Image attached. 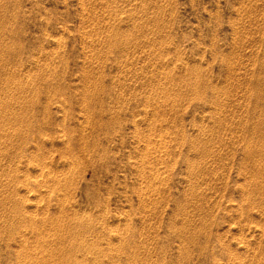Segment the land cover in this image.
Here are the masks:
<instances>
[{"label": "rangeland", "instance_id": "374dc122", "mask_svg": "<svg viewBox=\"0 0 264 264\" xmlns=\"http://www.w3.org/2000/svg\"><path fill=\"white\" fill-rule=\"evenodd\" d=\"M77 259L264 264V0H0V264Z\"/></svg>", "mask_w": 264, "mask_h": 264}, {"label": "bare ground", "instance_id": "6f19581e", "mask_svg": "<svg viewBox=\"0 0 264 264\" xmlns=\"http://www.w3.org/2000/svg\"><path fill=\"white\" fill-rule=\"evenodd\" d=\"M3 105H5V104H3ZM71 181V180H70ZM64 183V182H63ZM59 201H61V200H59ZM62 203H63V200H62ZM61 205V204H60ZM39 232V231H38ZM39 236V235H38ZM68 241V240H67ZM66 242V241H65ZM69 245V244H68ZM67 246V245H66ZM83 246H86V245H83ZM94 249H95V247H93ZM92 248V249H93ZM100 248V247H99ZM68 250V249H67ZM84 250V249H83ZM58 252V251H57ZM64 252V251H63ZM83 252H85V251H83ZM88 252V251H87ZM59 253H62V252H60L59 251ZM58 254V253H57ZM83 254V253H82ZM87 254V253H86ZM54 255V254H53ZM77 255V254H76ZM85 255V254H84ZM66 256V255H65ZM93 256V255H92ZM56 257V256H55ZM76 258V257H75ZM93 258V257H92ZM95 258V257H94ZM61 259H62V257H61ZM79 259H80V257H79ZM79 259H77V260H79ZM83 259H85V258H83ZM91 259V258H90ZM65 261H66V259H64ZM63 261V260H62ZM94 261H96L95 259H94ZM77 262V261H76ZM79 262H80V260H79ZM44 263V262H43ZM68 263V262H67ZM84 263H85V261H84ZM96 263H98V262H96ZM77 264V263H76ZM79 264V263H78ZM80 264H82L81 262H80ZM90 264V263H89ZM93 264V263H92Z\"/></svg>", "mask_w": 264, "mask_h": 264}]
</instances>
